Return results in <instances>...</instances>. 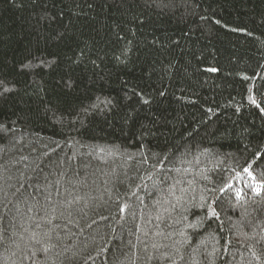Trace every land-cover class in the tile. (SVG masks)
I'll return each instance as SVG.
<instances>
[{"label": "trees", "instance_id": "trees-1", "mask_svg": "<svg viewBox=\"0 0 264 264\" xmlns=\"http://www.w3.org/2000/svg\"><path fill=\"white\" fill-rule=\"evenodd\" d=\"M261 109L264 0H0V264H264Z\"/></svg>", "mask_w": 264, "mask_h": 264}, {"label": "snow or ice", "instance_id": "snow-or-ice-1", "mask_svg": "<svg viewBox=\"0 0 264 264\" xmlns=\"http://www.w3.org/2000/svg\"><path fill=\"white\" fill-rule=\"evenodd\" d=\"M216 23H220V22L217 21ZM63 38H64L63 33L58 34V36L56 37V39H63ZM54 62H55V61H52L51 63H54ZM74 62H75V61H74ZM49 66H51V64H50ZM206 71H209V72H217V71H219V69H218V68H215V67H210V68L206 69ZM64 86H65V87H68V88H71V87H72L71 80L69 79L68 81H65V82H64ZM4 90H5V91H8V89H4ZM133 95L139 97V100H138L139 103H141V104H143V105H149V104H150V101H149L148 99L143 98V93H142V92L137 93V92L134 91V92H133ZM159 95H160V96H164L165 93H164L163 91H161V92L159 93ZM249 99L251 100V103H252V104H255V105L257 106V108H260V105L256 103V100H255V99H253V98H251V97H249ZM261 111H264V109H261ZM257 159H258V160H259V159H264V156H258ZM243 171L246 172L250 177H252L253 180L255 179V177L252 175V172H251V170H250L249 168L245 167V168L243 169ZM227 188H231V185H228ZM226 190H227L226 188H222V189H220L221 192H225ZM261 190H264V184H258V185L256 186V189H255L256 194L259 195L260 192H261ZM235 195H236L237 197H240V196L243 195V193L240 192V191L238 190V191L235 193ZM121 211H123V209H121ZM213 214H214V215H217V214L215 213L214 210H213ZM48 250H49V249H48L47 247H45V248L42 249V251H44V252H47Z\"/></svg>", "mask_w": 264, "mask_h": 264}]
</instances>
